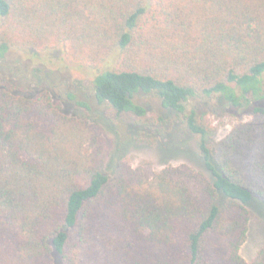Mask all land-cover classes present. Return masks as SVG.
<instances>
[{
    "label": "trees",
    "instance_id": "1",
    "mask_svg": "<svg viewBox=\"0 0 264 264\" xmlns=\"http://www.w3.org/2000/svg\"><path fill=\"white\" fill-rule=\"evenodd\" d=\"M75 71L93 92L58 94ZM217 104L251 119L213 144ZM176 130L207 174L126 160ZM252 212L264 220V0H0V264H264V246L241 255Z\"/></svg>",
    "mask_w": 264,
    "mask_h": 264
},
{
    "label": "rangeland",
    "instance_id": "2",
    "mask_svg": "<svg viewBox=\"0 0 264 264\" xmlns=\"http://www.w3.org/2000/svg\"><path fill=\"white\" fill-rule=\"evenodd\" d=\"M57 51L56 53H59ZM14 55H9L10 59H13ZM15 71H19V77L22 78V83L24 82L25 76L29 74V70L23 67L21 70L20 68L15 69ZM75 78H73L76 87L74 86H62L56 89L58 94L62 93L63 91H70L79 93L80 89L84 90V93L91 94L92 85L86 76L82 73L76 72L74 74ZM77 86H79L77 88ZM141 104L147 108H149L150 112L148 115L152 119L151 116L155 112H158L159 108V100L152 96L142 97ZM197 106H201L197 104ZM65 111L70 115H77L75 109L73 107H64ZM95 108V107H94ZM229 108V107H227ZM226 108V109H227ZM96 110V108H95ZM104 110V109H102ZM216 112L210 116V122L212 125L213 134L211 136L210 143H219L222 141L233 129V127L242 122V121H249L251 118L247 115H238L234 116L235 112L229 113L227 111H223V109L217 104ZM92 111L90 113H82L81 115L84 118H96L97 114ZM103 112V111H102ZM107 137L111 139H115L114 134L111 132L108 126H104ZM115 129H118V133L121 136V140H125L129 131L128 129L135 128V118L130 115L126 114L123 116V119L120 123L114 125ZM175 137L173 139H168V137H161L158 138V142L153 144L148 143H134V145L127 150L125 153L126 160L132 165L133 168H138L143 165H148L152 168L153 171L159 172L163 169L167 168L168 166H181V165H189L193 169L197 171H202L207 174L205 171V167L202 168L203 163L201 159L199 160V138L193 136L187 132H178L175 131ZM124 142V141H122ZM166 149H169V154L165 152ZM250 230L247 242L241 249L242 257L248 262L251 263L255 257L257 256L260 249L264 246V220H262L257 214L252 212L251 219H250Z\"/></svg>",
    "mask_w": 264,
    "mask_h": 264
}]
</instances>
